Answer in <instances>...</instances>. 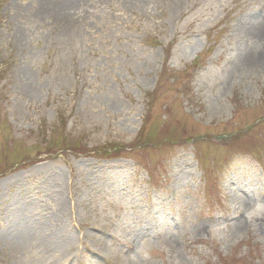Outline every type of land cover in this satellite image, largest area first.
Instances as JSON below:
<instances>
[{
  "label": "rangeland",
  "instance_id": "obj_1",
  "mask_svg": "<svg viewBox=\"0 0 264 264\" xmlns=\"http://www.w3.org/2000/svg\"><path fill=\"white\" fill-rule=\"evenodd\" d=\"M0 264H264V0H0Z\"/></svg>",
  "mask_w": 264,
  "mask_h": 264
},
{
  "label": "bare ground",
  "instance_id": "obj_2",
  "mask_svg": "<svg viewBox=\"0 0 264 264\" xmlns=\"http://www.w3.org/2000/svg\"><path fill=\"white\" fill-rule=\"evenodd\" d=\"M67 1L69 2V4H76V3L82 2V0H67ZM20 205H21L22 208H25L26 206H24V205H26V201L20 199ZM62 205H63L62 210H64V216L66 217V220H68L67 219V213H66V210H67V208H66V202L63 201V204ZM11 214L13 215V217H20L21 216V212L19 211V209L18 210L17 209H13V212L11 211ZM100 245L103 246V247H106L107 244H106V242L102 241V243ZM70 259H71V256L70 255H66V253H63L61 262L62 263H67V262L70 261Z\"/></svg>",
  "mask_w": 264,
  "mask_h": 264
}]
</instances>
